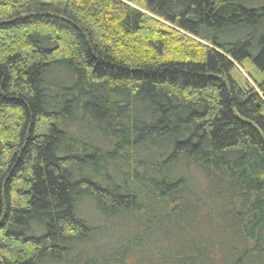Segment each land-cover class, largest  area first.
<instances>
[{
  "label": "trees",
  "instance_id": "1",
  "mask_svg": "<svg viewBox=\"0 0 264 264\" xmlns=\"http://www.w3.org/2000/svg\"><path fill=\"white\" fill-rule=\"evenodd\" d=\"M0 264H264V0H0Z\"/></svg>",
  "mask_w": 264,
  "mask_h": 264
},
{
  "label": "rangeland",
  "instance_id": "2",
  "mask_svg": "<svg viewBox=\"0 0 264 264\" xmlns=\"http://www.w3.org/2000/svg\"><path fill=\"white\" fill-rule=\"evenodd\" d=\"M235 67L237 69V75L244 79L250 86H255L254 80L260 79V75L256 68L252 65L251 61H246L242 65L236 64Z\"/></svg>",
  "mask_w": 264,
  "mask_h": 264
}]
</instances>
